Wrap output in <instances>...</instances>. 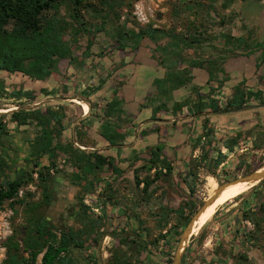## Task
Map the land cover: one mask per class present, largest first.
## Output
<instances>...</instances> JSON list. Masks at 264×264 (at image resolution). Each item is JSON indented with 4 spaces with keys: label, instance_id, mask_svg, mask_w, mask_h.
Instances as JSON below:
<instances>
[{
    "label": "trees",
    "instance_id": "1",
    "mask_svg": "<svg viewBox=\"0 0 264 264\" xmlns=\"http://www.w3.org/2000/svg\"><path fill=\"white\" fill-rule=\"evenodd\" d=\"M174 1L177 3L175 9L179 10V13L184 14L185 19L188 20L194 17V23L192 22L187 26L184 34L176 30L153 29L152 27L142 28L137 32L135 30L119 31L115 39L117 46L104 47L97 53L92 52L93 46L89 45L85 48L82 53L83 56L78 62L74 49L77 51L82 48L70 43L67 37H70L71 33L72 38L73 35H79V32L75 31L74 27H71L68 22L58 19L57 16L61 6L69 3L73 11V20L82 27L83 24L79 22V20L83 19L81 16L82 10L89 12L98 11L95 4H92V0H0V74L8 76L21 75L33 83L46 82L57 71L61 61H68L72 66L77 65L78 62L80 64L79 68L82 70L78 72L80 74L84 72L85 61L91 57L94 60L103 59L116 50L126 52L127 49H131L134 52L140 46H145V44L156 46L154 52L161 54L169 53L168 49L161 46H176L178 49L182 47V50L185 51L191 49L192 46H217L216 42L219 38L221 39L220 46H239L241 48V46L248 44V40L242 37L236 38L231 33L223 31L227 21L225 13L233 8L237 2L242 5H246L250 1L260 2V0H222L219 12L217 8L219 0ZM101 2V11L108 15H111L117 8L115 7L117 0H101ZM199 19H203L208 27L205 28L202 22L199 27L196 26L195 23ZM209 27H218L221 32L218 35H214L213 30ZM165 39L169 43L162 45L161 43ZM182 50L179 52L182 53ZM172 52L174 53V51ZM92 66L94 65L92 64ZM203 66L204 64L199 61L190 63V68ZM182 74L183 80L179 81V86L189 82V79L185 78L187 71ZM72 77L67 75L55 78L68 82ZM68 87H72V85L63 84L62 88L57 87V89H63L67 93ZM2 88L5 89L6 85L0 80V90ZM98 89H100V86L93 90L91 87H87L86 91L83 92V97L88 99L89 91H97ZM41 93L45 94V91L41 90ZM11 96L19 101L24 98L29 101L36 99L33 92L17 89L13 90ZM48 96L50 95L46 97ZM49 98L55 99L57 95H52ZM222 99L224 100L223 104H221ZM253 100L257 104L264 103L263 93H246L242 87H239L231 98L222 97L217 102L212 100L208 104L199 100L198 104L193 107L191 114L198 116L207 113L210 116L214 112L250 106L253 104ZM120 107L121 101L117 98V93H115L112 100L106 105L103 117L105 127H103L101 134L111 146H121L124 139V135L117 132L119 125L116 124L117 127L112 129L110 122H108L115 117L119 121L123 113ZM41 110L42 108L40 107L36 110H19L8 114H0V144L9 135L8 126L3 122L4 118L11 117L19 125H27L30 119H35L40 125V132L36 135L35 140L30 143V154L37 159L47 156L51 160H56L61 154L68 157L73 167L80 171L79 178L84 184L82 182L79 187L83 197L79 200L77 208L69 214V218L73 220V225H54L47 217L48 210L54 202V193L51 190L50 168L41 165L36 166L37 170L34 173H38L39 176V185L42 190L41 201L27 205L28 216L21 232L24 234V238L20 240L17 236H13L8 240L5 246L6 258L2 264H33L41 255L42 264H76L72 258L75 250L83 252L88 246L99 244L101 237L107 235L104 232L107 227L105 216L94 217L83 202L84 195L93 192L95 189L94 184L85 179L87 177L85 168H90L92 172H101L104 168H107L113 172L116 178L122 177L124 174L111 159L105 158L98 153H91L85 156L71 142L63 145L61 140L64 131L61 123L63 118L62 111L54 112L47 108L46 113L43 114ZM239 113L231 115H238ZM259 129L260 127L256 125L247 134L243 132H233L232 134L229 132V136L221 137V135L219 136L221 138H217L215 129L210 126L209 120L206 118L203 133L193 146L194 150L197 147H201V156L199 160L190 159L186 166L188 172L184 179L196 176V171L200 168L212 171L214 176L216 169L227 160V156L222 153L221 148L224 147L229 153H233L236 147L248 138V135L257 133ZM260 135L258 133L255 139L257 141L253 142L255 150L259 149L258 136ZM204 139L205 143H202ZM201 143L203 144L202 146H200ZM3 164V158L0 157V168L3 167ZM52 167L56 169V163ZM175 167L174 163L163 155L160 147L152 149L149 152V159L144 161L140 167L134 169V186L140 190L143 196L151 197L158 190V184L168 183L173 178ZM153 170L156 171L154 176H151L150 174ZM163 170L166 172L164 173ZM142 174L145 176H142ZM29 181L30 179H14L3 183L0 186V208L4 202L18 199L21 188L28 184ZM142 185L143 187L141 188ZM154 185L157 186L153 188ZM189 192L191 195L189 200L182 201L177 209L170 210L178 221L174 233L177 239L176 244L179 243L183 231L200 208L193 200L195 194L193 184H189ZM115 195L116 190L113 185H108L97 197L103 202L104 206L115 207L117 205ZM103 212L105 211L103 210ZM242 212L245 220L253 222L255 226L254 232H249V235L251 236L250 241H256V234L259 235L260 231H262L264 204L259 206V208L256 206L255 210H243ZM161 217L162 219L159 222L161 233L154 238L152 245L157 249L161 245L162 247L171 248L172 238L170 235L172 232L165 230L168 226L165 209H163ZM141 230H143V225ZM204 230L205 228H202L200 231L199 239L202 237ZM142 233L144 234L143 231H141V234L137 232V238L141 239L143 244L142 242L132 241L137 246L139 259L149 247V244H147L149 242L147 239L149 233L145 232L146 238L142 236ZM187 255L188 250L185 252L182 264L186 263ZM114 262V264H128L126 258L118 256ZM140 263L142 264L143 262L140 260ZM209 264L215 263L211 261Z\"/></svg>",
    "mask_w": 264,
    "mask_h": 264
},
{
    "label": "rangeland",
    "instance_id": "2",
    "mask_svg": "<svg viewBox=\"0 0 264 264\" xmlns=\"http://www.w3.org/2000/svg\"><path fill=\"white\" fill-rule=\"evenodd\" d=\"M221 3L222 0H219L217 4L219 12L221 10ZM92 4H95L98 11L89 12L82 10L81 16L83 19L79 20L83 24L82 27L73 20V11L69 3L61 6L57 16L58 19L68 22L71 27H74L75 31L79 32V35H73L72 38L71 33L70 37H67L70 43L82 48L77 51L74 49L78 62L82 58L85 48L89 45L93 46L91 51L97 53L104 47L117 46L115 39L119 31L135 30L137 32L142 28L152 27L153 29L176 30L184 34L187 26L192 22L194 23V17L187 20L184 14L179 13V10L175 9L177 3L174 0H117L115 4L117 8L111 15L101 11V0H92ZM246 4L254 10H261L259 2L250 1ZM244 7V4L242 5L237 2L233 8L225 13L227 21L223 29L224 32L231 34L239 33V29H241L239 14L246 12ZM201 22L204 23L205 28L208 27L203 19H199L195 23L196 26L199 27ZM211 30H213L214 35H218L221 32V29L218 27H212ZM167 43L169 41L165 39L161 44L166 45ZM220 44L221 39L219 38L216 45L219 46ZM78 62L74 66L70 65L68 61L60 62L57 71L48 79L50 82H53L51 85L53 89L51 90L44 87L45 82L33 83L21 75L8 76L0 74V80L6 85L5 89L2 88L0 90V112L3 114L10 111H30L41 107L42 113L45 114L47 108H55L57 106L55 105V99L49 98L55 95V77L72 75L75 71H82L79 68L80 64ZM14 89L31 91L36 99L34 101H29L25 98L20 101L14 99L11 96ZM76 89L75 91H71V94L80 95V88L76 87ZM41 90H44L45 94H42ZM47 95L50 96L46 97ZM82 105L84 110H88L86 104ZM3 122L8 126L9 135L0 144V157L4 161L3 167L0 168V186L6 181L14 179H30V181L21 188L18 199L4 202L0 208V264L6 258L5 246L8 240L13 236H17L20 240L24 238V234L21 232L28 216L27 205L41 201L42 190L39 185V176L38 173H34L37 170L36 166L41 165L50 168L51 190L54 193V202L48 210L47 217L54 225H73V220L69 218V214L77 208L79 200L83 197V193L79 189H72L68 185L70 181L67 176L71 173L72 169L64 163L65 155L55 162V159L51 160L47 156L37 159L33 158L30 154V143L35 140L36 135L40 132L38 121L30 119L27 125H19L11 117H6L3 119ZM256 125L260 127L257 133L248 135V138L244 142H241L233 153L226 151L224 155L227 156V160L216 169L214 176L212 175V171L200 168L196 171V176L184 179L188 171L182 172L183 168L179 166V174L174 182L172 184H158V190L151 197L147 195L143 196L140 190L131 185L129 181H125L120 186L119 184H115L117 185V187L114 186V189L116 188L115 200L117 205L115 207L104 206L103 202L99 200L105 211L102 212V216L106 218L107 227L104 229V232L107 235L101 237L99 244H92L83 252L75 250L72 254L75 263L96 264L98 262V264H114L118 256L126 258L128 264H141L140 260L143 262L142 264H173L178 247V244H176L177 239L174 235L175 226L178 224V221L170 210L177 209L182 201L190 199L189 184H193L195 188L193 200L201 208L212 196L209 193V180L211 178L218 183V186H221L264 168V110L239 113L236 117L229 118L227 123L223 125L225 127L219 132V136H229L233 132L247 134ZM258 133L261 134L258 136L259 149L255 150L253 142L257 141L255 139ZM203 142L205 143V141ZM199 157L196 160H199ZM55 163L56 169L52 167L53 165L55 166ZM142 176L145 175L142 174ZM156 186L154 185L153 188ZM252 193L256 194L248 201L245 199L246 204L241 202L242 199L250 196ZM262 195H264V181L249 192L224 205L223 208L227 210L239 204L238 207L232 210L235 211L240 208L239 206H242L244 210L252 211L256 209V198L260 200ZM163 209L167 213L166 220L168 222L165 230L172 232L170 235L172 247L166 248L161 245L157 249L152 245V241L161 233L159 222L162 219ZM251 223V225H247V229L253 233L255 226H253V222ZM142 225L143 230H141ZM261 230L262 233L260 235L263 237L258 239L260 246L264 248V224ZM141 231L144 232L142 236L145 238V232L149 233L147 237L149 247L139 259L137 246L132 241L142 242L143 244V241L137 238V232L141 234ZM193 238H196V236ZM204 259L205 253L199 248L195 251V257L190 258V260L186 259L185 264H204ZM33 264H42V255Z\"/></svg>",
    "mask_w": 264,
    "mask_h": 264
},
{
    "label": "crops",
    "instance_id": "3",
    "mask_svg": "<svg viewBox=\"0 0 264 264\" xmlns=\"http://www.w3.org/2000/svg\"><path fill=\"white\" fill-rule=\"evenodd\" d=\"M259 4L261 10H254L246 4V12L239 14L241 29L232 36L248 40V44L241 48L204 45L192 46L184 51L182 47L161 46L169 52L161 54L154 52L156 46L145 44L134 52L131 49L126 52L116 50L103 59L94 60L91 57L85 61L84 72L79 74L75 71L68 75L73 76L68 82L55 78L57 106L50 109L58 112L61 108L59 112L63 113V145L71 142L85 156L98 153L111 159L124 172L122 177L116 178L107 168L101 172L85 168V179L95 187L93 192L84 195L86 207L87 201L92 204L98 202L97 195L108 185L117 187L115 184L120 186L129 181L134 186V169L149 159L150 150L157 147L176 166L173 178L168 182L172 184L179 174V166L183 172L190 159L199 157L201 147L194 150L193 146L203 133L205 119L208 118L216 137H219L228 119L236 117L231 114L208 116L207 113L194 116L191 111L199 100L208 104L222 97L231 98L239 87L246 93L261 92L264 98V0H260ZM181 50L182 53L179 52ZM193 61H199L204 66L190 68ZM184 71H187L185 78L189 82L179 86ZM45 83L46 89H53V82ZM63 84L72 85L67 93L57 89L62 88ZM98 86L100 89L97 91H89L88 99L83 97L87 87L93 90ZM76 87L80 88V95L71 94V91L77 90ZM115 93L121 101L123 113L119 121L115 117L108 122L112 129L119 125L117 132L124 135L121 146H111L101 135L105 127L103 117L106 105ZM79 103L86 104L88 110H84ZM253 104L257 103L253 100ZM63 155H59L55 162ZM63 161L72 169L67 176L70 181L68 185L81 192L79 186L83 181L79 178L80 171L73 167L68 157L65 156ZM155 171L150 175L154 176ZM227 213L228 209H224L220 216L226 217ZM227 223V231L234 232L238 228L232 217ZM219 227L213 217L202 237L199 239L196 236L190 240L186 259L195 257L196 249L200 248L205 253L204 264L214 261Z\"/></svg>",
    "mask_w": 264,
    "mask_h": 264
},
{
    "label": "flooded vegetation",
    "instance_id": "4",
    "mask_svg": "<svg viewBox=\"0 0 264 264\" xmlns=\"http://www.w3.org/2000/svg\"><path fill=\"white\" fill-rule=\"evenodd\" d=\"M256 193L250 194V196L241 200L246 204L245 199L250 200ZM259 199V197H258ZM264 204V195L261 196L260 200L256 198V206H262ZM239 205V204H238ZM236 206H232L226 217L220 216L224 208L218 210L214 216V222L220 226L216 232V249H215V264H264V248L260 246L258 238L263 237L260 234L255 236L256 241L251 240L247 225H251L250 221H246L242 206H239L237 210H232ZM243 205V204H242ZM233 218L234 222L238 224L236 231H227L229 223L228 220ZM264 220V219H263ZM264 221L262 222V226ZM254 226V225H253ZM225 239L227 241H225ZM238 242V243H237ZM237 243V244H236Z\"/></svg>",
    "mask_w": 264,
    "mask_h": 264
},
{
    "label": "water",
    "instance_id": "5",
    "mask_svg": "<svg viewBox=\"0 0 264 264\" xmlns=\"http://www.w3.org/2000/svg\"><path fill=\"white\" fill-rule=\"evenodd\" d=\"M264 109V103L262 104H257V105H250V106H244L241 108H235V109H230V110H223L220 112H214L213 115H228V114H234V113H239V112H246V111H253V110H260ZM12 112V111H10ZM10 112H5L3 114H7ZM0 114H2L0 112ZM204 115V114H202ZM208 115V114H206ZM264 181V168L259 169L247 176H244L242 178H239L237 180H234L232 182H228L226 184H223L219 186L216 192L203 204V206L198 210V212L193 216L191 219L190 223L188 226L185 228L183 231L178 247L175 253V257L173 260V264H182L186 249L188 247V244L190 240L192 239V234L194 231V228L201 218V216L207 211L209 207H211L215 201L218 199V197L230 186H234L240 183H256V182H263Z\"/></svg>",
    "mask_w": 264,
    "mask_h": 264
},
{
    "label": "bare ground",
    "instance_id": "6",
    "mask_svg": "<svg viewBox=\"0 0 264 264\" xmlns=\"http://www.w3.org/2000/svg\"><path fill=\"white\" fill-rule=\"evenodd\" d=\"M81 104V103H79ZM83 107V105L81 104ZM259 184V182L256 183H240L234 186L228 187L215 201V203L207 209V211L201 216L199 221L197 222L192 237L199 236L200 231L202 228H205V225L215 216V214L218 212V210L223 207L224 205H227L231 201L235 200L242 194L249 192L251 189L256 187ZM209 186H210V195H213L214 192L217 191L219 188L218 183L214 179L209 180ZM197 236V238H198ZM194 243V242H193Z\"/></svg>",
    "mask_w": 264,
    "mask_h": 264
},
{
    "label": "built area",
    "instance_id": "7",
    "mask_svg": "<svg viewBox=\"0 0 264 264\" xmlns=\"http://www.w3.org/2000/svg\"><path fill=\"white\" fill-rule=\"evenodd\" d=\"M224 103V100L222 99L221 100V104ZM205 141V139L203 140ZM226 149L223 147L222 148V153L225 154L226 153ZM86 205L90 208L92 214L95 216V217H101L102 216V212H103V205L98 202L92 204L91 202H86Z\"/></svg>",
    "mask_w": 264,
    "mask_h": 264
}]
</instances>
